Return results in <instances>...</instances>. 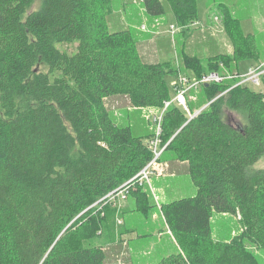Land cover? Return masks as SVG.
Segmentation results:
<instances>
[{
    "label": "trees",
    "instance_id": "trees-1",
    "mask_svg": "<svg viewBox=\"0 0 264 264\" xmlns=\"http://www.w3.org/2000/svg\"><path fill=\"white\" fill-rule=\"evenodd\" d=\"M143 4L153 18L171 12L178 26L198 20L197 0ZM32 5L0 0V264H106L105 250L90 243L120 190L144 208L138 175L155 154L147 142L154 134L117 125L105 100L161 109L172 100L167 77L180 72L145 62L129 29L110 30L111 0ZM229 36L232 56L209 60L207 71L187 57L184 75L260 60L254 35ZM76 42L74 54L57 48ZM241 81L202 85L208 106L194 117L176 103L163 114L161 148L187 163L197 193L163 204L178 251L157 264H260L243 241L264 248V170L250 172L264 156V92ZM225 110L242 123L226 121ZM215 214L240 217V237L216 241Z\"/></svg>",
    "mask_w": 264,
    "mask_h": 264
},
{
    "label": "rangeland",
    "instance_id": "rangeland-1",
    "mask_svg": "<svg viewBox=\"0 0 264 264\" xmlns=\"http://www.w3.org/2000/svg\"><path fill=\"white\" fill-rule=\"evenodd\" d=\"M113 13L109 17L111 31L130 30L137 43L141 58L147 63H164L170 70L178 69L183 76L189 72L187 57L201 60L203 70L209 68V60L233 55V33L254 35L260 50V60L232 61L229 67L221 65L220 75L226 77L225 85L233 86L239 75L264 65V0H197L198 20L189 27L178 26L171 12L158 18L147 15L143 0H111ZM41 0H33L31 10L40 7ZM235 21V22H234ZM179 27L175 35L170 27ZM78 43H61L57 48L74 54ZM47 72L45 64L39 66ZM179 77V76H178ZM177 76H168L167 83L172 99L176 96L174 84ZM252 90L264 92V80L258 84L245 82ZM186 110L191 117L207 107L204 91H189ZM190 107V109H189ZM105 108L119 126L130 125L136 136H149L158 130L155 116L158 108H135L128 97L113 96L105 100ZM224 118L237 126L242 118L225 110ZM153 136V137H154ZM151 137L147 142H151ZM137 181L145 196L144 208L128 194V187L112 197V215L102 223L99 238L90 244L101 247L107 255L106 264H157L178 251L177 243L162 215L165 203L196 195L197 188L189 174L187 163L180 162L172 152L164 153ZM264 170V156L250 168V172ZM213 236L216 241H233L242 234L240 217L231 214H215L212 219ZM245 248L264 264V248L243 241Z\"/></svg>",
    "mask_w": 264,
    "mask_h": 264
},
{
    "label": "built area",
    "instance_id": "built-area-1",
    "mask_svg": "<svg viewBox=\"0 0 264 264\" xmlns=\"http://www.w3.org/2000/svg\"><path fill=\"white\" fill-rule=\"evenodd\" d=\"M195 24V23H193ZM179 27H175L174 25L170 27V30L173 35L176 34L178 31ZM264 75V65L259 66L255 69H251L249 73L246 74L248 81L244 75H239V78L242 79V81L239 84H244L245 82H253L254 84H258ZM226 77L221 76L219 73L213 72L209 73L206 75H203L200 79L196 78H188L187 76L179 75L177 82L174 84V90L176 92V96L171 100L167 101L164 104V107L161 108L160 110L162 111L159 115L155 116L154 120L158 122V130L155 133V136L149 142V145L151 149L153 150L155 157L153 161L138 175L141 176L143 174H146L147 170L152 166L155 165L158 162V158L161 155L162 151H160L161 147V122L163 118V114L165 110L172 104L176 103L179 106H182L184 109H188L187 106V95L189 91L193 89H198L204 84H210V83H222ZM165 149V148H164ZM113 194V193H112ZM110 194V195H112Z\"/></svg>",
    "mask_w": 264,
    "mask_h": 264
},
{
    "label": "water",
    "instance_id": "water-1",
    "mask_svg": "<svg viewBox=\"0 0 264 264\" xmlns=\"http://www.w3.org/2000/svg\"><path fill=\"white\" fill-rule=\"evenodd\" d=\"M204 108H205V107H204ZM204 108H202V109H204ZM200 111H201V110H200ZM200 111H198L196 114H194V116L197 115L198 113H200ZM194 116H192V117H194Z\"/></svg>",
    "mask_w": 264,
    "mask_h": 264
}]
</instances>
